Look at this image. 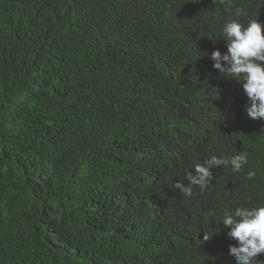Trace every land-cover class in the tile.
Returning a JSON list of instances; mask_svg holds the SVG:
<instances>
[{
	"label": "trees",
	"instance_id": "obj_1",
	"mask_svg": "<svg viewBox=\"0 0 264 264\" xmlns=\"http://www.w3.org/2000/svg\"><path fill=\"white\" fill-rule=\"evenodd\" d=\"M0 264H264V0H0Z\"/></svg>",
	"mask_w": 264,
	"mask_h": 264
}]
</instances>
